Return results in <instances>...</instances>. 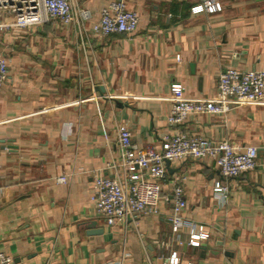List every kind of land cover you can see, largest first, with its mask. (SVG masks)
Listing matches in <instances>:
<instances>
[{"label":"crops","instance_id":"0c3cea01","mask_svg":"<svg viewBox=\"0 0 264 264\" xmlns=\"http://www.w3.org/2000/svg\"><path fill=\"white\" fill-rule=\"evenodd\" d=\"M92 12L85 29L50 21L0 32L9 73L0 86V251L13 264H160L171 251L172 179L186 176L184 216L210 232L200 246L173 250L180 264H264V101L226 114L197 113L171 126V84L185 95H216L228 66L264 69V0H127L140 15L133 33L96 34L110 0H76ZM11 23L14 16H2ZM118 126L132 147L160 149L175 130L258 148L255 169L231 180L229 201L214 198L221 178L210 159L170 162L158 213L108 226L90 197L96 174L115 176ZM67 182L59 183V176Z\"/></svg>","mask_w":264,"mask_h":264},{"label":"built area","instance_id":"2783aa9c","mask_svg":"<svg viewBox=\"0 0 264 264\" xmlns=\"http://www.w3.org/2000/svg\"><path fill=\"white\" fill-rule=\"evenodd\" d=\"M192 12H217L222 10L218 0H199ZM0 30L11 27L29 28L50 21L76 25L85 29L92 12L81 7L76 0H0ZM14 16L11 23L2 16ZM139 13L128 7L127 0H110L101 9L99 19L92 24L96 34L108 36L115 32L133 33L138 29ZM8 59L0 44V86L7 80ZM172 105L168 116L171 126H179L189 116L197 113L226 114L234 106H244L264 101V69L241 70L228 66L221 70L216 95L206 100H196L185 95L181 82L171 84ZM118 143L121 160L114 164L119 171L115 176L96 174L90 200L108 226L122 221L135 220L147 213H158L163 199V183L169 177L166 161L185 159L212 160L220 170L221 178L213 186V195L223 206L228 203L231 180L252 171L258 162V148L253 145L238 146L229 140H214L202 135H190L183 130H173L164 136L160 149L132 147V133L127 126H118ZM67 182V176L57 179ZM186 176L172 179V234L166 240H156L158 248L171 249L161 257L160 264H180V256L173 245L182 243L180 233H188V243L200 246L210 238L209 231L199 230L193 220L184 216L187 201L184 193ZM152 264V262H150ZM0 264H13V258L0 251ZM116 264H123L118 261ZM192 264V263H188Z\"/></svg>","mask_w":264,"mask_h":264},{"label":"water","instance_id":"95a60500","mask_svg":"<svg viewBox=\"0 0 264 264\" xmlns=\"http://www.w3.org/2000/svg\"><path fill=\"white\" fill-rule=\"evenodd\" d=\"M167 167L169 169L170 161H166Z\"/></svg>","mask_w":264,"mask_h":264},{"label":"rangeland","instance_id":"374dc122","mask_svg":"<svg viewBox=\"0 0 264 264\" xmlns=\"http://www.w3.org/2000/svg\"><path fill=\"white\" fill-rule=\"evenodd\" d=\"M1 13V12H0ZM0 32H1V30H0ZM2 36V34L0 35V37Z\"/></svg>","mask_w":264,"mask_h":264}]
</instances>
